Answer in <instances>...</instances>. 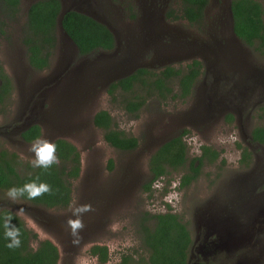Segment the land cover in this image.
Returning a JSON list of instances; mask_svg holds the SVG:
<instances>
[{
    "label": "rangeland",
    "instance_id": "rangeland-1",
    "mask_svg": "<svg viewBox=\"0 0 264 264\" xmlns=\"http://www.w3.org/2000/svg\"><path fill=\"white\" fill-rule=\"evenodd\" d=\"M34 1L19 0L13 12L0 0V66L12 84L0 104V150L14 153L21 165L32 164L29 147L34 141H24L20 132L37 124L39 137L65 139L75 146L80 171L70 182L71 202L64 208L21 198L13 203L0 189V210H11L36 234L31 247L50 240L58 249L57 264H118L124 255L147 259L143 217L170 211L189 231L190 264H264V145L250 139L253 127L264 126L259 110L264 103V54L234 35L231 0H209L197 24L166 16L169 10L180 14V0H98L90 5L59 0L64 9L91 14L105 24L117 44L111 51L80 56L56 27L50 64L41 71L27 63L22 42L27 9ZM192 60L200 61L201 70L185 98L174 96L179 88L172 79L170 95L147 97L130 114L123 102L142 91L107 93L112 81L139 67L185 71ZM99 110L108 111L114 127L136 137L138 146L122 151L108 145L103 130L93 124ZM183 131L188 158L206 145L219 152L218 159L205 162L184 188L178 181L187 163L169 169L144 191L150 155ZM244 148L247 163L241 161ZM77 204H90L93 211L83 217V232L73 237L67 220ZM144 225L150 227L152 221ZM94 244L107 247L105 263L90 254Z\"/></svg>",
    "mask_w": 264,
    "mask_h": 264
},
{
    "label": "trees",
    "instance_id": "trees-1",
    "mask_svg": "<svg viewBox=\"0 0 264 264\" xmlns=\"http://www.w3.org/2000/svg\"><path fill=\"white\" fill-rule=\"evenodd\" d=\"M3 5L13 12L16 11L19 0H2ZM209 0H180V14L169 10L167 17L173 20L184 19L190 24L200 23ZM230 13L232 29L237 38L253 47L258 53L264 54V0H231ZM61 5L59 0H36L27 9V21L22 42L26 47L27 63L35 70L46 69L56 44V22ZM133 16V15H132ZM62 27L77 47L80 56H87L95 51H111L115 47L114 37L110 29L103 23L84 13L68 10L62 18ZM201 63L192 60L186 65L185 71L165 66L160 71L139 67L131 74L112 81L107 93L113 95L117 90L132 93L139 89L142 94L135 93L132 98L123 102V108L130 114H135L144 104L147 97L155 96L165 99L171 94L170 81L177 79L179 96L185 98L200 75ZM12 90L10 78L0 66V104L9 96ZM264 112V105L261 107ZM230 121L231 115L227 116ZM112 116L106 110H99L93 115V124L103 130L104 141L113 148L130 151L138 146V140L132 135L118 130L113 125ZM180 135L172 137L160 145L149 157L148 168L150 179L142 188L150 190L152 181L161 178L169 169L175 170L188 164L186 172L179 178V187L184 188L193 182L200 167L205 162H214L219 152L210 146L202 145L200 154L193 158L187 156V146ZM24 141L32 142L40 136V126L30 125L20 133ZM252 141L264 145V126H255L251 132ZM57 145V155L60 163L44 170L35 168L32 164H20L14 153L0 150V189L8 190L21 187L25 183L36 180L52 186L53 194H45L35 200L26 196L21 199L34 205L46 208H64L71 202L72 179H76L80 171L79 153L75 146L65 139L54 141ZM242 160L247 163L248 151L242 150ZM108 167H112L109 161ZM37 177L39 178L37 180ZM151 214V213H150ZM148 214L143 217L142 243L147 249L148 258L134 260L130 255L121 257L118 264H190L189 250L191 237L185 224L181 223L174 213ZM11 216L13 223L21 232V246L10 249L5 238V218ZM152 221V226L144 223ZM36 234L26 228L21 218L9 209L0 210V264H57L58 249L47 239L38 241L35 248L31 247V239ZM91 255L97 256L100 263L108 260L106 246L94 244L90 247ZM194 263V262H193Z\"/></svg>",
    "mask_w": 264,
    "mask_h": 264
},
{
    "label": "clouds",
    "instance_id": "clouds-1",
    "mask_svg": "<svg viewBox=\"0 0 264 264\" xmlns=\"http://www.w3.org/2000/svg\"><path fill=\"white\" fill-rule=\"evenodd\" d=\"M29 151L34 154V159L31 161L35 168H42L48 170L53 165L60 163L57 155V145L44 137H37L30 145ZM39 178L37 177V180ZM45 194H53L51 185L33 180L25 183L21 187H12L7 192V197L13 203L21 197H27L30 200H35L44 196ZM93 208L90 204H77L70 208L71 216L67 220V226L70 235L78 237L85 228L83 217L85 214L92 212ZM5 238L8 240L7 247L10 249L19 248L21 246V232L16 224L13 223V218L8 216L5 218Z\"/></svg>",
    "mask_w": 264,
    "mask_h": 264
},
{
    "label": "water",
    "instance_id": "water-1",
    "mask_svg": "<svg viewBox=\"0 0 264 264\" xmlns=\"http://www.w3.org/2000/svg\"><path fill=\"white\" fill-rule=\"evenodd\" d=\"M84 3L90 5L91 4V1L96 4V3H99L98 0H83ZM68 10H75V11H78L77 9H64L63 5H61V9H60V12L57 16V22H56V27H58V29L62 32V34L65 36V38L72 44L73 46V49L77 52V47L75 45V43L71 40V38L67 35V33L63 30V27H62V18H63V15L68 11ZM78 12H81V11H78ZM84 13V12H83ZM88 15V13H87ZM91 14H89L90 16ZM96 20V19H95ZM100 22V21H99ZM234 33V32H233ZM235 35V34H234Z\"/></svg>",
    "mask_w": 264,
    "mask_h": 264
},
{
    "label": "flooded vegetation",
    "instance_id": "flooded-vegetation-1",
    "mask_svg": "<svg viewBox=\"0 0 264 264\" xmlns=\"http://www.w3.org/2000/svg\"><path fill=\"white\" fill-rule=\"evenodd\" d=\"M112 34H113L114 42H115V45H116V44H117V38L115 37L114 33H112ZM263 105H264V103H263L262 105L259 106V110H260V112H262L261 107H262ZM262 113L264 114V112H262ZM230 121H231V120H230ZM30 125H31V124H30ZM30 125H28V127H29ZM259 126H262V125H259ZM26 127H27V126H26ZM28 127H27V128H28ZM25 129H26V128H25ZM252 129H253V128H252ZM252 129H251V132H252ZM22 131H23V130H22ZM22 131H21V132H22ZM21 132H20V133H21ZM251 132H250V136H251ZM20 137H21V136H20ZM250 139H251V141H252V136H251ZM253 142H254V141H253ZM255 143H258V142H255ZM258 144H260V143H258ZM216 151H217V150H216ZM199 154H200V153H199Z\"/></svg>",
    "mask_w": 264,
    "mask_h": 264
},
{
    "label": "built area",
    "instance_id": "built-area-1",
    "mask_svg": "<svg viewBox=\"0 0 264 264\" xmlns=\"http://www.w3.org/2000/svg\"><path fill=\"white\" fill-rule=\"evenodd\" d=\"M166 212V211H165Z\"/></svg>",
    "mask_w": 264,
    "mask_h": 264
}]
</instances>
